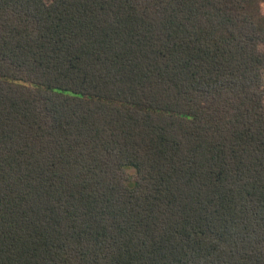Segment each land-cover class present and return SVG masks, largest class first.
Wrapping results in <instances>:
<instances>
[{
	"label": "trees",
	"instance_id": "obj_1",
	"mask_svg": "<svg viewBox=\"0 0 264 264\" xmlns=\"http://www.w3.org/2000/svg\"><path fill=\"white\" fill-rule=\"evenodd\" d=\"M0 264H264V0H0Z\"/></svg>",
	"mask_w": 264,
	"mask_h": 264
}]
</instances>
